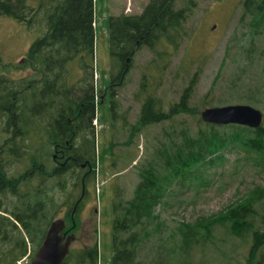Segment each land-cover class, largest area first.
<instances>
[{"label":"rangeland","instance_id":"rangeland-1","mask_svg":"<svg viewBox=\"0 0 264 264\" xmlns=\"http://www.w3.org/2000/svg\"><path fill=\"white\" fill-rule=\"evenodd\" d=\"M194 1V5L189 4L188 0L174 2L175 8L189 6L190 14L183 23L186 32L181 31L178 47L171 44L173 54L167 65L166 61H162L167 60L166 57L157 58L160 61L159 69L153 70L152 60L156 54L150 45L144 43L133 55L123 83L116 87L117 95L112 99L107 98L105 103L100 94L96 97L97 117L93 120L96 142L94 176L82 184L81 176L85 170L77 165L73 171L66 173L68 186L65 191L60 185L54 186L59 202H64L72 190L55 216L64 217L68 226L72 224L71 207L80 196L83 186L87 187L88 192L76 214V239L71 243L74 255L68 264H79L76 255L95 244L98 245L97 264H111L114 221L122 215V205L133 197L135 186L141 179V169L152 163L159 171H165L160 152L170 144L173 136L180 139V131L185 126H189L192 131L198 128V117L204 107L246 102L264 110V56L258 55L254 62H250V55L242 49L244 45H249L251 38V16L242 15L244 0ZM148 2L97 0L94 74H91V68L87 70V80L93 81L96 88L104 87L110 74L119 73L117 56L112 58L105 19L110 15L140 13ZM40 29H44L41 23L30 26L11 15H0V76L12 79V83L18 81L20 59L28 54L31 43L41 34ZM256 36L255 45L259 51L264 52V31ZM158 43L161 48L169 46L164 38L159 39ZM76 64L67 65L71 70L69 74L72 85L77 84L78 78L87 76L86 70L80 72L81 67ZM31 68V63H27L25 73L30 72ZM159 70H163L160 77ZM144 73H149L148 91L154 92L161 99L159 104L163 110H169L171 105L180 100L184 89L196 75L190 105L198 113L178 112L171 118L141 125L138 119L143 97H138V94ZM233 79L235 82H232ZM232 83H235V87H232ZM79 93L82 91H77ZM255 93L262 99L261 103L247 99L248 94ZM114 100L116 106L112 109ZM2 125L0 123V129ZM9 133L0 132V145ZM28 163L26 158L16 159L13 164L6 165V169L9 174H18ZM204 172L206 180L200 183L177 179L157 205L161 228L155 229L154 224L149 226L148 230L152 233L138 249V259H143L145 264L246 262L253 243L251 232L237 236L230 234L225 226L218 225L209 240L200 239L186 250L182 243L180 223L193 222L225 210L246 196L253 187L264 185V167L250 159L244 148L236 147L227 150L221 161L207 167ZM57 179L52 181L56 182ZM74 182L77 183L75 187ZM121 203V207H118ZM261 203L263 205L257 206L259 214L256 220L264 229V200ZM124 235L126 233H119L120 237ZM26 238L29 250L17 259L16 264H29L32 260L31 250L36 244L29 236ZM0 245L8 246L5 242ZM263 251L264 245L259 253ZM0 264H8V261L0 258Z\"/></svg>","mask_w":264,"mask_h":264},{"label":"trees","instance_id":"trees-1","mask_svg":"<svg viewBox=\"0 0 264 264\" xmlns=\"http://www.w3.org/2000/svg\"><path fill=\"white\" fill-rule=\"evenodd\" d=\"M96 2L97 0H0V15H11L30 26L43 24L44 29H40V32L44 34H40L28 50L31 62L37 50V53L41 55L55 56L57 67L59 64L77 63V66L80 65L87 70L91 68L93 75L97 27L95 25ZM174 2L175 0H149L140 13L108 16L105 19V25L109 33L112 58L115 59L119 48L132 46L136 39L148 33L150 38L145 37L143 42L150 45L156 54V58L152 60L154 63L152 69H159L160 61L157 58L166 57L167 60L162 61H166L167 63H164L167 65L172 53L171 44L178 47L181 31L186 32L183 23L190 14L189 6L175 8ZM188 2L195 4L194 0H188ZM243 6L242 15L251 16V38L249 45H244L242 49L250 55V62H254L258 55L264 56L263 50L259 51L257 44L255 45L256 35L264 31V0H244ZM161 38L167 40L168 47L161 48L158 43ZM43 63H46L44 59L40 61V64ZM159 72L161 73L158 77L163 74V70ZM148 74L144 73L138 94V97H143L138 119L141 125L171 118L178 112L198 113L190 105L193 84L197 81L196 75L184 89L180 100L171 105L169 110H163L159 104L161 99L159 100L154 92L148 91ZM85 79L87 80L88 76L83 77V81ZM113 80L118 79L113 78ZM12 81L10 78L0 76V123L3 124L0 132H11L0 145V241L8 244L7 247L0 245V258L3 261L7 260L8 264H16L17 259L28 252L26 236H29L36 244L31 250V258H33L50 223L60 211L61 205L72 194L71 190L67 199L59 202L54 186L60 185L65 191L68 186L66 173L73 171L78 165L74 162L68 167H55L53 149L49 141L51 136L55 138L59 133H53L51 136L43 133L45 136L40 146L38 145L33 117V87H26V97L22 102L19 82L12 83ZM232 82H235L234 79ZM87 87L88 89H84L81 94L66 93L67 100L70 95L73 98L67 101L68 104L78 105L80 101L87 99L88 93L91 95L90 98L95 100L93 81L87 80ZM232 87H235V83H232ZM113 96V92L106 94L103 103L107 102V98L112 99ZM247 96V99L261 103L262 99L257 93ZM114 102L112 109H115ZM58 105L57 101L56 106ZM96 108L93 101L89 113L94 115ZM198 121L199 125L195 131L185 126L180 131V139L173 136L170 144L160 152L166 167L165 171H159L152 163L149 167H143L141 179L135 186L133 197L127 201V204H118V207L123 204V213L116 218L113 225L114 253L111 264H145L143 259H138V249L144 239L152 233L148 230L149 226L154 224L155 229L161 228L156 207L177 179L183 182L189 179L195 180L196 183L203 182L206 180L205 169L217 164L224 158L227 150L236 147L244 148L250 159L261 163L264 167V123L260 127L239 123L217 124L203 120L201 111ZM86 135L87 133H84V137ZM91 139L85 140L91 144L90 148L84 152L76 151V156L82 159L88 154L91 155L94 167L96 165L94 136ZM23 158L29 161L28 166L18 174H9L6 165H11L16 159L18 161ZM94 172L93 168L82 180V184L89 182ZM54 178H58L56 182L52 181ZM76 184L74 182L73 187ZM83 188L85 197L88 193L87 187L83 186ZM84 197L77 205L75 218ZM262 200H264V185H257L246 196L230 204L225 210L200 217L193 222H181L183 247L189 250L200 239L209 240L216 226H225L230 234L237 236H245L251 232L253 243L250 254L243 264H263L264 251L259 253V250L264 245V229L256 220L259 214L257 206L262 204ZM75 202L70 210L71 221ZM72 224L67 225L69 231H74L77 227V222L75 226ZM120 232L126 235L120 237ZM73 255L74 252L70 249L62 264H68ZM76 256L79 264H97L98 245L95 244L89 249L84 248Z\"/></svg>","mask_w":264,"mask_h":264},{"label":"flooded vegetation","instance_id":"flooded-vegetation-1","mask_svg":"<svg viewBox=\"0 0 264 264\" xmlns=\"http://www.w3.org/2000/svg\"><path fill=\"white\" fill-rule=\"evenodd\" d=\"M120 15L121 14L117 16ZM145 37L148 39L150 38L148 33H145L138 39H136L132 46L128 48L118 49V52L116 54L119 65V73L110 74V78L108 82L104 84V87L96 88V86H94L93 92L95 97L100 94L103 99L106 94L112 92L114 93V96L117 95L116 87L120 86L123 83L126 72L130 68V62L133 58V55L139 49V47L145 43L143 42ZM136 46L137 48L135 49ZM128 58H130L129 62H127ZM42 59H44L46 63L40 64V61ZM55 59V56L48 57V55L45 54L41 55L39 54V52L37 53V50L34 54L32 62L30 60L29 54L24 55L20 59L21 64L19 66V94L22 99L21 101L23 102L26 97V87H33V117L36 127L35 132L38 145L40 146L41 140L45 136L43 133L49 134L50 136L53 133H59V135L55 138L51 136L49 141L50 147L53 149V159L55 162V167H68L70 164L75 162L85 170L81 176V179L84 180L86 175L93 170L92 158L91 155L88 154L86 157L78 159V157L76 156V151L84 152L88 150L90 148L89 145L91 144L87 143L85 140H92L91 138H93V136L95 139V124L93 120L96 116V111H94V115H92L91 113H89V110L91 109L93 101L95 102V105L98 101L97 98H95V100H92L90 98L91 95L87 92L89 95L86 97L87 99L80 101L78 105L75 104L71 106L70 104H68L67 101H70L72 95H70L69 100H67L68 95L66 96L65 94H74L77 93V91L84 92V89H88L86 84L87 81H85L86 85L83 86V78H78L79 81L77 82V84L72 85V81L70 80L71 75L69 74L71 70L67 67L68 63L59 64L58 68L57 64L55 63ZM27 63H31L32 67V70L27 73L28 75L25 73V65ZM43 67L45 69H43ZM79 67H81L80 72L86 70L87 73V69L82 68V66L80 65ZM118 77V80H113V78L117 79ZM98 91L100 93H98ZM57 101L59 103L58 106H56ZM114 101L116 102V100ZM115 102L114 105L116 106ZM84 133H87L85 137ZM81 194L75 202L74 207L76 208L78 203L84 197V195L81 197ZM80 197L81 199H79ZM65 229H68L67 224ZM70 232L74 231H69L68 233Z\"/></svg>","mask_w":264,"mask_h":264},{"label":"water","instance_id":"water-1","mask_svg":"<svg viewBox=\"0 0 264 264\" xmlns=\"http://www.w3.org/2000/svg\"><path fill=\"white\" fill-rule=\"evenodd\" d=\"M129 61L130 58L127 59V62ZM201 118L217 124L239 123L260 127L264 123V110L246 102L227 103L204 107L201 110ZM84 192L83 188L81 197ZM75 210L76 207L72 210V226L76 225ZM66 224L62 217L52 220L29 264H62L70 252L71 243L76 238L75 232L68 233L69 228L65 229Z\"/></svg>","mask_w":264,"mask_h":264}]
</instances>
